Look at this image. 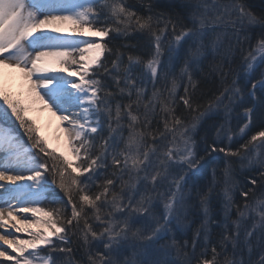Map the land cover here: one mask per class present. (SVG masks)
<instances>
[{
	"label": "snow or ice",
	"instance_id": "1",
	"mask_svg": "<svg viewBox=\"0 0 264 264\" xmlns=\"http://www.w3.org/2000/svg\"><path fill=\"white\" fill-rule=\"evenodd\" d=\"M3 67L59 114L74 159L0 87V264H264V0H0ZM221 111L205 159L194 137Z\"/></svg>",
	"mask_w": 264,
	"mask_h": 264
},
{
	"label": "trees",
	"instance_id": "2",
	"mask_svg": "<svg viewBox=\"0 0 264 264\" xmlns=\"http://www.w3.org/2000/svg\"><path fill=\"white\" fill-rule=\"evenodd\" d=\"M165 3H175L177 5L183 4L184 0H164ZM255 3L259 4V0H254ZM175 11L177 13H179L181 16L184 15V12L181 10L180 7H176ZM131 39H126V38H120L118 40L115 41L116 45H120V44H125V43H137L138 42V35L137 33L133 32L130 34ZM108 39V38H105ZM111 46V45H110ZM123 51V50H122ZM139 54V53H137ZM114 58V57H113ZM125 61L127 60V52H125V56H124ZM208 62L205 63L204 65V73L198 75L196 77L197 81H198V89H197V95H200L201 92H205L207 93L208 96H211L213 92H217V89L220 88V81L219 79L213 75V76H208V66H207ZM234 67H237V69L239 68V62L237 61L236 65H234ZM149 87V93L151 91V85L148 86ZM158 88H163L164 87V82L161 81L160 84L157 85ZM168 87H171V83L170 80L168 82ZM218 94V92H217ZM238 112H240L241 116L243 115L242 110L238 109ZM254 121L255 124L258 125L260 123V121L258 119H256L254 117ZM222 122V115L221 113H219V115H214L211 118H209L208 116L205 117L202 121H200V124L198 126V131L195 137H199V143H198V149L200 156H205V153L202 151V149L204 148L205 142H207L208 144H211L212 140L214 139V137L216 136V128L219 127L220 123ZM244 123L243 119H237L236 118V113L232 114V118H231V127L233 128V130L235 132H238V128L237 125H242ZM259 127H253L252 131L248 133V136L250 137L251 135H253L256 131H259ZM248 137H245L243 140L238 139V136H236L234 139H237L238 142L235 143V147H239L241 143H244L245 140ZM203 147V148H202ZM215 155V154H213ZM220 156H223V153L219 154ZM208 157L205 156V159H207ZM211 168L212 165L209 164L207 166V168L204 170V172L201 174L202 179H201V183L203 184H207L209 181L212 180V172H211ZM220 173L218 172L217 175H219ZM237 179H241L240 176H237ZM250 186V185H249ZM237 198H239L237 196ZM214 206L213 207V212L215 214V218H219L218 215V211H219V202H214ZM193 230V227H192ZM213 230L215 233H219V229L215 228L213 226ZM186 235H178L177 239L179 240H184V239H190L192 236V232L190 229H185ZM217 237H214V239H216ZM211 256V253L209 252V257ZM78 260L81 258L80 254H77L76 257Z\"/></svg>",
	"mask_w": 264,
	"mask_h": 264
},
{
	"label": "bare ground",
	"instance_id": "3",
	"mask_svg": "<svg viewBox=\"0 0 264 264\" xmlns=\"http://www.w3.org/2000/svg\"><path fill=\"white\" fill-rule=\"evenodd\" d=\"M65 29L67 22L57 25ZM53 31L54 29H46ZM52 63H56L55 58H51ZM2 74L1 83L14 86L22 91L23 101L25 104L31 105L28 109V115L31 116L38 124L40 131L47 138L50 145L54 146L57 150L64 153L68 158L73 156L68 142V137L64 132V127L59 120V114L54 115L47 108L43 107L40 102L33 103L32 98L28 92V83L24 79L23 74L18 69L3 67L0 68ZM21 238H27L21 234ZM2 243V242H0ZM3 259V258H0Z\"/></svg>",
	"mask_w": 264,
	"mask_h": 264
},
{
	"label": "rangeland",
	"instance_id": "4",
	"mask_svg": "<svg viewBox=\"0 0 264 264\" xmlns=\"http://www.w3.org/2000/svg\"><path fill=\"white\" fill-rule=\"evenodd\" d=\"M62 34H64V35H68V36H77V35H80V33L75 29V26L71 23V22H67V27L64 29V32L62 33ZM179 72V66L177 67V73ZM1 80L2 79H0V87H3V89L12 97V98H14V99H20L23 103H24V101H23V96H22V91L20 90V89H17V88H15L14 86H11V85H6V84H2L1 83ZM183 83H187V80H186V78H185V80L183 81ZM178 92H179V94H183V87L181 86L179 89H178ZM221 113V115H222V122H223V112L221 111L220 112ZM207 117V116H206ZM203 120V119H202ZM201 120V121H202ZM36 124H37V126L39 127V124L36 122ZM19 130V129H18ZM19 131H22V130H19ZM40 133H41V135H43L44 136V134L40 131ZM127 133H125V135H126ZM236 136H238L239 137V130H238V132H236ZM196 136V135H195ZM45 137V136H44ZM195 138V140L197 141V145H198V143H199V137H194ZM216 138V136L214 137V139ZM235 138V137H234ZM228 141L227 140H225V143H227ZM242 144V143H241ZM52 146V145H51ZM219 146V145H218ZM52 148L53 149H56L54 146H52ZM203 148V147H202ZM70 149H71V147H70ZM57 150V149H56ZM58 152H60L59 150H57ZM73 153V152H72ZM198 155L200 156V153H199V150H198ZM69 159H74V154H73V156L71 157V158H69ZM202 163H203V161H202ZM237 167L239 166V160H237ZM221 174H219L218 175V177L220 176ZM212 177V176H211ZM126 179H127V177H125ZM43 206V205H42ZM215 207V206H214ZM218 213V215L220 216L221 215V209H220V207H219V211L217 212ZM202 218V217H201ZM201 218H194L195 219V223H192L191 224V228H190V230H191V232L193 231L194 232V230L198 227V225H199V223H200V219ZM192 227H193V230H192ZM188 230V229H187ZM193 232H192V235H193ZM24 235V234H23ZM25 236V235H24Z\"/></svg>",
	"mask_w": 264,
	"mask_h": 264
}]
</instances>
